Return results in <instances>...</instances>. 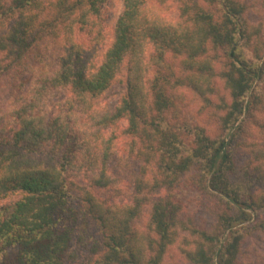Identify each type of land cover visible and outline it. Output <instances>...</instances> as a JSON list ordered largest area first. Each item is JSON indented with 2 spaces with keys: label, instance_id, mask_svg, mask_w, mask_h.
Listing matches in <instances>:
<instances>
[{
  "label": "trees",
  "instance_id": "1",
  "mask_svg": "<svg viewBox=\"0 0 264 264\" xmlns=\"http://www.w3.org/2000/svg\"><path fill=\"white\" fill-rule=\"evenodd\" d=\"M106 1L0 0V264H167L178 225L187 264H264V0H123L102 50Z\"/></svg>",
  "mask_w": 264,
  "mask_h": 264
},
{
  "label": "rangeland",
  "instance_id": "2",
  "mask_svg": "<svg viewBox=\"0 0 264 264\" xmlns=\"http://www.w3.org/2000/svg\"><path fill=\"white\" fill-rule=\"evenodd\" d=\"M123 9V0H107L103 6V32L105 35V42L103 45V49L107 48L113 39L114 36V27L117 21V18L121 14ZM216 85L220 91L221 95L228 97V90L224 87L223 82L220 79L216 80ZM118 87L116 91H119ZM216 101V98L213 97ZM116 101L114 100V103ZM201 109V104L198 100H190L186 102V104L182 107V115L185 119H194L198 124L204 126L209 134L212 136H216L220 133L219 128L215 125L214 118L210 117L207 114V109L199 112ZM213 109H209L211 111ZM192 121V120H190ZM125 160H128V157L123 156ZM130 162H128L129 164ZM124 161H119L116 165L117 170L116 173L122 176L119 180V185L116 190H112L108 192V194H104L108 198H113L119 201H128L131 198V187L127 182V177H125V172L128 171V167ZM173 199L176 200L181 205L180 217L181 219L191 217L196 223L200 225H207L208 222H211L213 219L210 214L206 213L202 207V203L205 201L204 197L199 191H196L191 185L187 182H181L173 191ZM158 196L166 197L168 192L166 190H159L156 194ZM104 196V197H105ZM179 226V225H178ZM176 227L177 235L175 242L169 247L165 257L164 262L167 264H187L183 259V251L188 248L189 245V232L187 230H182L180 227ZM137 229L139 232H149L148 229V213L145 210L144 214L137 221ZM71 250L74 251L78 256V261L82 260L85 255L79 252L77 247L72 244ZM69 264L72 263L71 259H68ZM74 262V261H73Z\"/></svg>",
  "mask_w": 264,
  "mask_h": 264
}]
</instances>
